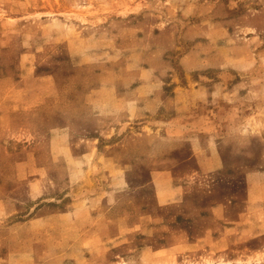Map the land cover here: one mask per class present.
Segmentation results:
<instances>
[{
    "label": "rangeland",
    "instance_id": "obj_1",
    "mask_svg": "<svg viewBox=\"0 0 264 264\" xmlns=\"http://www.w3.org/2000/svg\"><path fill=\"white\" fill-rule=\"evenodd\" d=\"M0 264H264V0H0Z\"/></svg>",
    "mask_w": 264,
    "mask_h": 264
},
{
    "label": "crops",
    "instance_id": "obj_2",
    "mask_svg": "<svg viewBox=\"0 0 264 264\" xmlns=\"http://www.w3.org/2000/svg\"><path fill=\"white\" fill-rule=\"evenodd\" d=\"M185 189V185L182 184V185H171V187H166L165 188V191H166V197L165 199H162L161 198V201L164 203V202H169L174 194L173 193H178V192H181ZM164 200V201H163Z\"/></svg>",
    "mask_w": 264,
    "mask_h": 264
}]
</instances>
